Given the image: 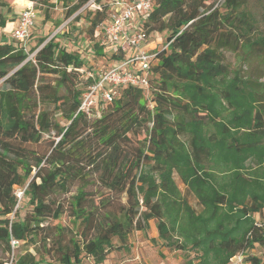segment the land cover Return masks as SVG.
I'll list each match as a JSON object with an SVG mask.
<instances>
[{"label":"trees","instance_id":"obj_1","mask_svg":"<svg viewBox=\"0 0 264 264\" xmlns=\"http://www.w3.org/2000/svg\"><path fill=\"white\" fill-rule=\"evenodd\" d=\"M29 1L44 19L61 5L74 20L90 0ZM93 3L87 46L70 50L55 34L27 50L3 32L12 3L0 0V264H109L153 220L163 258L264 264V81L252 66L264 62L263 3L155 0L140 23L145 44L163 38L149 47L148 86L120 87L89 116L79 111L88 72L126 58L104 43L113 0ZM51 133L46 152L31 147ZM65 212L72 227L49 222Z\"/></svg>","mask_w":264,"mask_h":264},{"label":"built area","instance_id":"obj_2","mask_svg":"<svg viewBox=\"0 0 264 264\" xmlns=\"http://www.w3.org/2000/svg\"><path fill=\"white\" fill-rule=\"evenodd\" d=\"M154 1L113 0L114 11L104 32V43L111 44V49L120 47L126 58L97 73L88 72L94 81L82 95L79 111L89 116H97L105 104L112 102L118 95L120 87L125 85L148 86V72L154 64L155 53L146 46L147 36L140 28V23L151 12ZM36 18L37 9L34 2L30 1L20 12L18 21L11 31L12 38L22 43L23 47L26 46L31 36ZM18 244V241L12 240L13 248ZM12 260L6 264H11ZM242 262V254L232 260V264H242Z\"/></svg>","mask_w":264,"mask_h":264},{"label":"rangeland","instance_id":"obj_3","mask_svg":"<svg viewBox=\"0 0 264 264\" xmlns=\"http://www.w3.org/2000/svg\"><path fill=\"white\" fill-rule=\"evenodd\" d=\"M12 5L11 9L9 11L6 9L5 13L9 17V21L7 23L6 28H4L3 32H7V36L10 40H12V36L8 35L10 29L12 28L13 24L15 21L18 19L19 14L23 8V6L19 5L18 3H15L14 0H10ZM16 1V0H15ZM93 1L90 0L86 5H84L76 14L81 13L82 16H80L79 19H74L72 17H66L65 13V8L62 7L61 5H58L53 11H51L50 18L44 19L43 13L38 10L37 18H36V23L35 26L32 30V35L30 36L29 40L26 43L27 50L30 49V47L34 46L40 37L46 36L48 39L53 37L55 34H57L56 40H58L61 44L65 45L68 49L73 50L76 49L77 44L79 43L80 46H87L86 44L88 43V40L90 38V22L88 20V11L89 10H95L93 6ZM261 1L264 6V0H258V2ZM25 5L28 4V2L24 3ZM256 5V10L258 13L261 11V5L259 3H255ZM37 9V8H36ZM86 15V17H85ZM58 20H62V24L57 27V22ZM1 30V29H0ZM1 35V33H0ZM5 36V35H4ZM156 42H163V38L161 35L156 36L155 38H152L146 42V45L148 47H153ZM34 54L31 53L30 56ZM227 55V61L232 64L233 67H237L240 65L241 61L238 56L233 53V52H226ZM254 60V63L252 66L257 68V71L254 75H257L258 78L261 81H264V62L262 64L260 61ZM94 63L102 65L101 62L99 63L98 61H94ZM107 64V63H106ZM250 64H246V72L249 69ZM51 134H46L45 135V140L41 144L33 145L31 146L32 148L38 150L41 153L46 152L49 141L51 140ZM33 172H36V168L34 169ZM177 182L180 186V188L187 194V197L189 198L190 202L192 205L198 208V203L196 199L190 195L189 193L186 192V188L183 185V183L180 181L179 178H177ZM73 192L76 191V188L74 187ZM23 187H17L16 188V193L19 196V206H20V211L21 214H24L29 207L26 205V202L23 197ZM60 198H65L68 202L71 198V194L67 195H62ZM21 201V202H20ZM96 204H100L99 198L96 199ZM259 218V216L257 215ZM260 219L264 221V213L262 216H260ZM51 224H56L57 222H60L64 226H73V219L70 217L68 212H65L64 215L60 218V220H52L49 221ZM156 220L151 221L150 227L145 230V231H140L136 232L134 236L131 238L130 243H131V250L127 249H120V250H114L113 253L108 256L110 259L109 264H146V261L148 264H161L165 261H168L169 263L167 264H188L186 257L182 255L181 252H176L168 255V260L166 258H163L162 251L166 250L164 247L159 243L155 242L154 240L158 238V232L156 229ZM156 232L157 236L154 237L153 234ZM255 253L264 255V248L258 247L255 250ZM140 256L141 259H137V256ZM146 257V261H144L143 256ZM191 256L193 254L191 253ZM140 260V261H139ZM50 264H57V263H50Z\"/></svg>","mask_w":264,"mask_h":264},{"label":"crops","instance_id":"obj_4","mask_svg":"<svg viewBox=\"0 0 264 264\" xmlns=\"http://www.w3.org/2000/svg\"><path fill=\"white\" fill-rule=\"evenodd\" d=\"M25 2H30L29 0H16L15 1V3H18L19 5H21V6H23V8H24V6H25ZM22 8V9H23ZM22 11V10H21ZM20 15V14H19ZM17 21H18V19L15 21V23L13 24V26H12V28L10 29V31H9V35L11 34V31H12V29H13V27L15 26V24L17 23ZM7 33V32H6ZM153 236L154 237H156L157 236V234H156V232L153 234ZM139 256V255H138ZM137 256V259H141L140 258V256L138 257ZM143 256V258H144V261H146L147 259H146V257L144 256V255H142ZM167 260H168V258H166ZM140 261V260H139ZM167 263H169L168 261H165V262H163V263H161V264H167ZM146 264H148V262L146 261Z\"/></svg>","mask_w":264,"mask_h":264}]
</instances>
